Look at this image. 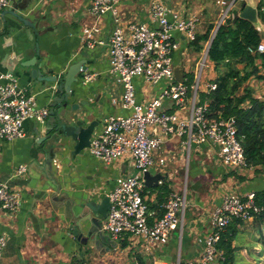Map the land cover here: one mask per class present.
I'll use <instances>...</instances> for the list:
<instances>
[{
    "label": "crops",
    "instance_id": "0c3cea01",
    "mask_svg": "<svg viewBox=\"0 0 264 264\" xmlns=\"http://www.w3.org/2000/svg\"><path fill=\"white\" fill-rule=\"evenodd\" d=\"M222 1L227 8L233 3L235 7L238 2L242 5L250 0ZM251 1L256 7L260 2ZM92 2L93 0H11L10 8L17 12L18 17L13 13L3 15V12L0 16V74L13 73L19 87L27 95L35 96L38 106L52 109V93L44 88L43 81L33 77V70L42 71L43 78L54 76L64 79L73 64L85 61L86 70L97 77L84 84L82 74L79 75V81L73 86L79 100L74 101H90L92 107L85 112L93 113L90 121H99L95 131L98 133L102 131L107 117L126 116L130 111L112 104L114 98H120L122 91L110 75L107 45H98L95 49L87 47L84 30L97 23L90 13ZM152 2L153 0H126L121 3L117 9L120 24L126 27L131 23H151ZM173 2L175 8L182 10L187 16H198L202 25V28L199 26L198 33L209 23H214L217 27L216 23L221 17V7L217 2L212 5L214 7L209 0ZM241 8L234 9V12L239 15L243 10ZM19 17L27 20L28 24ZM259 21L263 37L264 24ZM100 26L99 39L107 41L114 28L111 13L103 16ZM176 37H180L176 65L183 61L185 66V60H195V71L190 74L194 76L191 84V76L187 74L185 66L189 96L193 98L197 65L210 42L201 53H196L183 36ZM30 63L35 65H28ZM208 67L212 69L208 74L210 83L199 87V102L200 93H209L208 86L218 78L215 65L210 60L205 69ZM261 75L264 76V68L261 69ZM134 82L139 102L149 101L160 92V86H149L143 78H136ZM246 86L253 89L254 96L258 98L264 91V80L252 78L244 87ZM167 112L174 113V107H167ZM178 113L182 117L187 115L182 111ZM24 127V138L0 140V180H10L14 191L21 198L17 213L0 212V236L7 237V246L0 257V264H89L87 257L91 251H95L92 253L94 264H130L134 257L142 258V264H186L201 257L204 250L201 241L212 230V213L222 204L227 194L264 192V167L229 169L222 163L215 146L205 144L188 150L182 144L186 137L178 138L166 143L158 153V156L167 160L168 167L164 166L166 170L162 171L163 167L159 166L151 171L152 175L160 174L164 179L157 188L146 186L149 189L145 190L149 211L153 215L150 218L151 224L163 216L171 193L184 194L186 197L183 224L174 232L170 242L165 246H151L149 251L145 248V242L134 237H128L118 245L107 240L102 247L100 244L95 246L93 242H85L84 239L78 241L72 232L73 222L69 223L62 210L56 212L52 208L48 197L52 192L50 188L53 184L60 186V183L48 172L45 158L39 155L47 126L28 120ZM70 152L68 148L54 160V165H57L55 174L56 178L59 176L63 180L62 185L64 182L67 184L63 189L66 188L79 204L90 200L100 203L114 188L117 177L131 172L129 158L106 164L93 157L88 150L73 158ZM21 166L27 168L23 174L18 173ZM163 188H168L167 192L170 193L165 195L161 191ZM239 230L240 233L233 242V246L238 249L234 264H264V221L256 222L254 218L239 226Z\"/></svg>",
    "mask_w": 264,
    "mask_h": 264
},
{
    "label": "built area",
    "instance_id": "2783aa9c",
    "mask_svg": "<svg viewBox=\"0 0 264 264\" xmlns=\"http://www.w3.org/2000/svg\"><path fill=\"white\" fill-rule=\"evenodd\" d=\"M124 1L126 0H93L90 13L97 23L84 30L88 48L107 45L110 75L122 91L120 98H114L112 104L130 111L126 116L107 117L102 131L92 136L88 151L106 164L123 158L130 159L131 172L117 177L114 188L108 195L111 206L102 230L116 245L128 237H134L145 242V248L149 251L151 246H165L170 242L174 232L183 224L187 207L184 194L171 193L163 216L150 223L153 215L146 201L145 173L167 165L166 158L158 156L166 143L186 137L182 144L188 150L205 144L215 146L222 163L229 169L238 170L249 166L237 137L235 119L208 121L209 103L198 100L202 74L209 61L210 44L197 65L193 98L189 96L187 78H184V83H180L175 76V57L180 48V37L176 35L193 43L200 26L198 16H187L182 10L176 9L171 4L174 0L170 3L153 0L151 23H131L123 27L117 9ZM217 5L221 7V17L216 23L213 36L226 21L236 17L234 3L226 8L224 1L218 0ZM10 7L11 0H0V16L1 12ZM107 13L112 14L114 28L109 39L104 41L99 39L100 22ZM249 50L253 54H263L264 40L257 49ZM81 73L84 84L97 77L87 70L81 69ZM136 78H143L149 86H160L159 94L149 101L139 102L134 82ZM216 88L217 84L212 83L208 86V91ZM258 99L264 102V91ZM167 107H174L175 112L168 113ZM179 111L186 112L187 115L182 117ZM50 112L51 109L38 106L35 96L27 95L19 87L13 73L0 74V140L24 138V125L28 120H34L45 127ZM26 171L27 168L21 166L18 173ZM20 206L21 198L14 191L10 180H0V212L17 213ZM263 211L264 207L256 201L255 192L245 195L227 194L222 204L212 213V230L201 241L204 245L201 257L186 264H215L223 259L218 244L225 230L235 220L248 222ZM6 246L7 237L1 235L0 257ZM130 264L142 262L134 257Z\"/></svg>",
    "mask_w": 264,
    "mask_h": 264
},
{
    "label": "trees",
    "instance_id": "16d2710c",
    "mask_svg": "<svg viewBox=\"0 0 264 264\" xmlns=\"http://www.w3.org/2000/svg\"><path fill=\"white\" fill-rule=\"evenodd\" d=\"M245 2L242 3V8ZM258 14L264 24V0L258 3ZM2 14V12H1ZM215 24L209 23L198 33L191 47L196 53H201L209 43L215 31ZM259 30L250 21L241 18L236 12L233 20L226 21L217 30L209 50V60L215 65L218 78L214 83L217 88L207 94L200 93L201 102H208V121L220 118H234L237 127V137L244 149L246 163L249 167H264V102L254 96V90L244 87L252 78L264 80L261 69L264 68V53H251L250 48L257 49L263 42ZM260 61V65H259ZM240 66H243L240 69ZM190 84L194 76L190 75ZM243 89V91H242ZM165 185V184H164ZM149 189V188H146ZM168 188L161 191L165 195ZM256 201L264 207V192L257 194ZM256 222L264 221V211L256 215ZM246 222L235 220L230 228L222 234L218 244L223 253L221 264H234L237 248L233 242L238 237ZM142 261V258H139ZM145 264V263H144Z\"/></svg>",
    "mask_w": 264,
    "mask_h": 264
},
{
    "label": "water",
    "instance_id": "95a60500",
    "mask_svg": "<svg viewBox=\"0 0 264 264\" xmlns=\"http://www.w3.org/2000/svg\"><path fill=\"white\" fill-rule=\"evenodd\" d=\"M164 1L170 3L171 0ZM8 13H13L18 17L17 12L12 8L3 11V15ZM239 16L250 21L260 33L262 32L258 8L253 5L251 0L246 2ZM20 20L24 23L28 22L23 18H20ZM214 38L215 36L210 41V47ZM28 65L34 66L35 63ZM81 69L86 70L85 61L73 64L68 69L64 79L54 76L43 78L44 74L42 71L33 70V77L38 81H43L44 88L52 93L53 96V107L46 123L47 127L45 136L41 141L39 155L45 158L48 172L51 173L52 177L55 176L54 179L60 183V186L53 184L52 188H50L52 192L49 193L48 197L52 208L56 212L62 210L69 223L73 222L72 232L77 236L78 241L84 239L85 242H93L95 246L100 244L102 247L107 240L110 241V238L104 235L102 230L111 206L109 197L106 196L100 203L90 200L79 204L76 198L69 195L66 188V191L63 189L67 184L64 182L63 186V180L59 179V176L56 178L55 174V169L57 168L55 167L56 163L54 165V160L59 157L60 152L70 148L72 158L80 156L90 147L92 136L100 124L98 120H89L93 115L92 112H85L87 108L92 107L89 100L74 101L75 99L79 100V96L75 93L73 86L79 81V75L82 74ZM175 76L180 83H184L185 67L183 61L176 65ZM163 179L164 176L160 174L145 173L146 186L149 188H157L159 182Z\"/></svg>",
    "mask_w": 264,
    "mask_h": 264
},
{
    "label": "rangeland",
    "instance_id": "374dc122",
    "mask_svg": "<svg viewBox=\"0 0 264 264\" xmlns=\"http://www.w3.org/2000/svg\"><path fill=\"white\" fill-rule=\"evenodd\" d=\"M175 1V0H174ZM210 2V4H211V6L212 5H214V4H216V2H217V0H209ZM212 1H214V3L212 2ZM254 1H258V0H254ZM190 2H191V0H190ZM172 4V6H174V4H175V2H172L171 3ZM245 4H246V2H245ZM212 7H214V6H212ZM242 7V5H241V3L240 2H238L236 5H235V7H234V9H236L237 10V8H241ZM211 18H214V16H212ZM216 20V19H215ZM219 20V19H218ZM200 28H202V25H200ZM195 60H193V62H194ZM192 61H187V60H185V66H186V68H187V74L188 75H190V74H192V72L193 71H195V64L193 63ZM212 72V69L211 68H207V69H205V71L203 72V76H202V81H201V83H200V86H201V88L202 87H204V85L205 84H209L210 83V79H209V77H208V74H210ZM194 73V72H193ZM170 163L168 162V165H169ZM166 167H168L167 165H166ZM159 168V167H158ZM162 171H165L166 169H165V167H163L162 169H161ZM154 171V170H153ZM2 181V180H1ZM6 181H8V180H6ZM145 184H146V182H145ZM92 253H95V251H91V252H89V254H88V260H89V264H94V262H93V256H92ZM116 257H119L118 256V254H116ZM129 258H130V254H129ZM220 262L218 261V262H216L215 264H219ZM178 264H180V262H178Z\"/></svg>",
    "mask_w": 264,
    "mask_h": 264
}]
</instances>
